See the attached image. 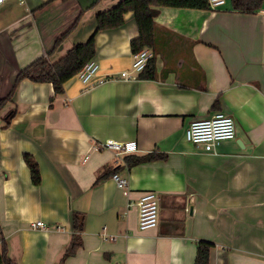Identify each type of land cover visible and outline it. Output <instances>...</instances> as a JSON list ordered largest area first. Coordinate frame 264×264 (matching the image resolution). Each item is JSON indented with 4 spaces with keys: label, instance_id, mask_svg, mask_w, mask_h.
<instances>
[{
    "label": "crops",
    "instance_id": "0c3cea01",
    "mask_svg": "<svg viewBox=\"0 0 264 264\" xmlns=\"http://www.w3.org/2000/svg\"><path fill=\"white\" fill-rule=\"evenodd\" d=\"M120 1L6 0L0 100L72 28L53 59L95 38V83L129 70L135 15L97 33L98 14ZM152 50L154 79L86 87L75 76L60 95L23 80L0 112V249L17 264H57L74 214L84 220L82 247L65 264H195L200 241L214 244L210 264H264V2L255 13L234 10L232 0L216 11L161 8ZM217 113L234 118L237 136L208 154L185 134ZM109 139L135 143L128 156L161 158L129 167L128 156L97 150ZM26 155L39 167V186ZM114 174L129 181L128 196ZM145 193L160 200L159 223L140 231L135 204ZM38 222L48 229L33 228Z\"/></svg>",
    "mask_w": 264,
    "mask_h": 264
},
{
    "label": "trees",
    "instance_id": "16d2710c",
    "mask_svg": "<svg viewBox=\"0 0 264 264\" xmlns=\"http://www.w3.org/2000/svg\"><path fill=\"white\" fill-rule=\"evenodd\" d=\"M263 2L264 0H232L234 10L246 13L259 11ZM161 8L208 10L209 0H121L115 7L98 14L97 33L122 27L125 23V15L132 12L135 15L139 30L138 38L131 43L133 54L143 49H153L155 47V21ZM72 29L57 40L55 47L50 52L19 72L10 94L5 99L0 100V112L12 100V96L23 80L52 84L55 94L60 95L64 92L65 84L77 76L81 68L94 58L96 52L95 38H92L87 44L75 45L65 56L53 59V55L61 48ZM154 61L153 59L147 69L140 75L141 79L155 78L156 68ZM15 114L16 111H10L6 115L5 121L7 125L10 124ZM159 158H161L160 154L151 153L143 157L128 156L126 161L129 167H135L140 164L153 162ZM25 162L30 169L32 183L35 186L41 185V174L37 163L28 155L25 156ZM73 222L74 235L71 245L57 264H65V261L74 256L82 247L83 217L79 214H74ZM213 248V243L200 241L197 245L195 264H210V252ZM0 264H17L7 255V247L5 245L0 249Z\"/></svg>",
    "mask_w": 264,
    "mask_h": 264
},
{
    "label": "built area",
    "instance_id": "2783aa9c",
    "mask_svg": "<svg viewBox=\"0 0 264 264\" xmlns=\"http://www.w3.org/2000/svg\"><path fill=\"white\" fill-rule=\"evenodd\" d=\"M5 2L6 0H0V9ZM226 2L227 0H209V9L216 11L223 7ZM154 58L155 54L152 49H143L133 55V63L129 70L122 71L118 75L111 74L108 77L101 78L96 83L103 84L105 81L115 78H120L124 81L135 80L147 69ZM77 77L86 87L96 85L94 81L100 77V65L96 61H89L81 68ZM236 136L237 127L234 118L224 113H217L209 119L192 121L185 134L188 143L208 154H217V148L221 143L232 141ZM96 148L101 152L114 153L117 157L128 156L137 151L135 143H121L112 139L98 143ZM112 179L118 189L128 196L130 192L129 181L119 174H114ZM159 203L160 200L155 193H145L135 204L139 209L140 231L158 227ZM128 207H132V205H128ZM32 227L35 229H48L43 222L35 223Z\"/></svg>",
    "mask_w": 264,
    "mask_h": 264
},
{
    "label": "water",
    "instance_id": "95a60500",
    "mask_svg": "<svg viewBox=\"0 0 264 264\" xmlns=\"http://www.w3.org/2000/svg\"><path fill=\"white\" fill-rule=\"evenodd\" d=\"M193 210H194V209H193V207L191 206L190 209H189V213H190V215H193Z\"/></svg>",
    "mask_w": 264,
    "mask_h": 264
}]
</instances>
